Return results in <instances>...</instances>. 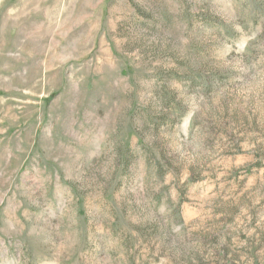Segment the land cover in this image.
I'll use <instances>...</instances> for the list:
<instances>
[{
	"label": "rangeland",
	"instance_id": "1",
	"mask_svg": "<svg viewBox=\"0 0 264 264\" xmlns=\"http://www.w3.org/2000/svg\"><path fill=\"white\" fill-rule=\"evenodd\" d=\"M0 264H264V0H0Z\"/></svg>",
	"mask_w": 264,
	"mask_h": 264
}]
</instances>
